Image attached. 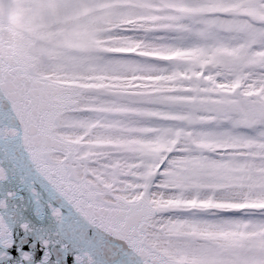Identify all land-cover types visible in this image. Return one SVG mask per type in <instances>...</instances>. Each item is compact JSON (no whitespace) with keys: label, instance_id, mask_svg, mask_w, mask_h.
I'll return each instance as SVG.
<instances>
[{"label":"snow or ice","instance_id":"6c2138e0","mask_svg":"<svg viewBox=\"0 0 264 264\" xmlns=\"http://www.w3.org/2000/svg\"><path fill=\"white\" fill-rule=\"evenodd\" d=\"M235 10L199 9L221 28ZM247 14L186 89L0 68V264H264V0ZM134 56L101 60L121 74Z\"/></svg>","mask_w":264,"mask_h":264},{"label":"rangeland","instance_id":"374dc122","mask_svg":"<svg viewBox=\"0 0 264 264\" xmlns=\"http://www.w3.org/2000/svg\"><path fill=\"white\" fill-rule=\"evenodd\" d=\"M221 2L236 9L223 17L231 21L223 28L207 23L219 13L191 14L210 0H0L14 12V22L34 33L43 31L36 43L39 40L43 46L38 58L43 54L48 58L47 72H41L46 79L71 80L84 89L112 87L129 92H157L152 86L160 83L186 89L202 81L201 73L214 76L212 59L200 56V51L223 45L227 56L246 35L242 25L250 19L248 6L260 0ZM107 53L135 56L124 63L121 74H114L101 60ZM179 96L193 106L192 96L183 89Z\"/></svg>","mask_w":264,"mask_h":264},{"label":"water","instance_id":"95a60500","mask_svg":"<svg viewBox=\"0 0 264 264\" xmlns=\"http://www.w3.org/2000/svg\"><path fill=\"white\" fill-rule=\"evenodd\" d=\"M165 6L170 10H181V8L175 6ZM35 42L36 38L30 29L24 30L23 28L17 27L16 23L9 22L0 12V68L11 66L19 70L21 74L29 73L33 76L45 78V75L32 71L31 68L37 57L32 47ZM73 86L83 88L74 84Z\"/></svg>","mask_w":264,"mask_h":264},{"label":"bare ground","instance_id":"6f19581e","mask_svg":"<svg viewBox=\"0 0 264 264\" xmlns=\"http://www.w3.org/2000/svg\"><path fill=\"white\" fill-rule=\"evenodd\" d=\"M0 12L2 13V15L7 18L8 21H10L11 23L15 24L16 23V26L17 27H20V28H23L19 22H14L12 20V17L14 16V12H12L9 8H6L5 7V4H2L0 3ZM20 21V20H19ZM27 29V28H26ZM30 29V28H28ZM31 30V33H33V36H35V38L37 39V37H39L43 31L42 30H39V31H36L34 33V31L32 29ZM97 44V43H96ZM33 47V50H34V53H39L40 54V51L43 50V46H42V43H40V41L38 40V42L32 46ZM167 56V55H166ZM166 56H164V58H166ZM35 64V65H34ZM49 65L48 63V58L43 54L41 55L40 58H38V60H35V62L32 64V69L33 71L35 72H42V73H45L47 72L46 71V66Z\"/></svg>","mask_w":264,"mask_h":264},{"label":"clouds","instance_id":"9594fccd","mask_svg":"<svg viewBox=\"0 0 264 264\" xmlns=\"http://www.w3.org/2000/svg\"><path fill=\"white\" fill-rule=\"evenodd\" d=\"M5 7L7 8V7H8V5H5Z\"/></svg>","mask_w":264,"mask_h":264}]
</instances>
